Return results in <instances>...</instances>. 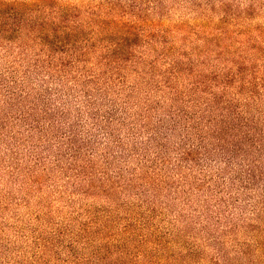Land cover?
<instances>
[{
    "label": "trees",
    "instance_id": "obj_1",
    "mask_svg": "<svg viewBox=\"0 0 264 264\" xmlns=\"http://www.w3.org/2000/svg\"><path fill=\"white\" fill-rule=\"evenodd\" d=\"M189 4L176 18L165 0H149L147 8L138 0H0L4 52L17 50L16 59L28 57L59 84L103 94L114 83L118 91L160 94L153 109L165 110L167 131H185L174 159L154 157L126 178L114 162L123 140L108 142L101 160L82 140L88 119L96 117L92 93L77 104L73 121L64 102L58 118L46 119L56 110L50 97L57 92L49 86L40 108L34 100L26 104L14 119L26 125L25 138L15 144L0 134V180L18 186L11 205L28 208L41 222L42 252L70 234L73 247L83 244L109 264L122 254L142 258L175 246L194 256L199 238L190 222L180 227L174 217L160 227L152 221L158 188L187 185V203L205 199L191 219L208 221L207 209L218 227L215 255L203 261L264 264V0ZM49 142L62 144L53 164L37 151ZM218 160L220 171L212 166ZM76 206L73 214L67 209ZM62 208L71 224L60 228L59 218H50Z\"/></svg>",
    "mask_w": 264,
    "mask_h": 264
},
{
    "label": "rangeland",
    "instance_id": "obj_2",
    "mask_svg": "<svg viewBox=\"0 0 264 264\" xmlns=\"http://www.w3.org/2000/svg\"><path fill=\"white\" fill-rule=\"evenodd\" d=\"M132 1L127 0V2ZM191 1L186 3L184 0V3L180 4L178 0H165L176 18L188 12ZM196 1L204 2L205 0ZM138 3L145 8L149 6V0H138ZM16 51L4 52L0 48V134L6 133L13 137L15 144L25 138L26 125L23 121L19 122L21 127L15 125L14 119L18 117V113L26 104L31 103V100L35 101L36 108H40L49 86L57 92L50 97V102L56 110L52 111L53 114L47 115L46 119L58 118L61 110L57 108L64 102L68 107L66 117L73 121L77 104L81 102L85 104L83 100L86 93L93 94V98L96 99V117L88 119V123H91L87 124L85 133L81 136L82 140L93 150L94 156L99 160L105 154L108 142L123 140V145L115 149L117 158L114 162L118 160L116 164L124 168L126 178H131V174L136 172H142L140 166L146 165L148 168L154 157L175 158L176 148L183 142L185 131L181 128L175 132L167 131L170 118L165 115V110L161 106L153 109L161 98L160 94L149 96L143 90L132 93L126 88L118 91L119 85L115 86L114 83L109 84L107 92L103 94L91 92V86L81 84L72 87L73 83L70 82L59 84L45 72L40 73L31 67L28 57L25 60L22 56L16 59ZM28 113L35 114L36 111L32 110ZM57 125L50 127L49 131L56 132ZM61 146L62 144L57 142L43 143L38 146L37 151L51 163V160L60 154ZM4 148L3 145L1 149ZM212 166L220 171L223 164L218 160ZM55 175L60 178L63 185L66 181L63 180L64 176L59 173ZM14 184L15 182L7 181L6 178L0 180V264H109V258L95 260L93 250L84 248L83 244L73 247L70 244L72 241L70 234H66L64 239L56 242V244L61 242L59 247L42 252L41 242L46 234L45 232L41 234L39 231L41 222L29 217L28 208L18 209L11 205V201H15L18 197V186ZM158 189L161 190V196H158L152 221L160 227L167 226L174 217L180 220V227H185L190 222L194 226L195 236L199 238V252L190 256L187 253H181L175 246L171 251L143 254L142 258H139L137 253L122 254L117 257L116 263L111 264H213L203 261V258L215 255L211 240L216 235L218 227L213 213L206 209L205 212L210 215V218L201 224L190 217L191 211L196 210L197 214L202 211L204 197H193V202L187 203L189 201L187 185L179 189L175 186L169 189L162 185ZM205 192L210 194L208 191ZM245 196L249 197L246 193ZM67 209L73 214L72 212L78 207ZM55 217L59 218L60 228L71 224L70 220H66L70 216L63 208L50 219L56 221ZM71 227L76 229V223L72 222ZM190 258H192L191 261ZM223 264L240 263L236 260Z\"/></svg>",
    "mask_w": 264,
    "mask_h": 264
}]
</instances>
